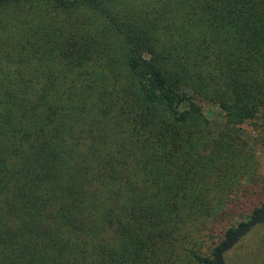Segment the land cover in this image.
Masks as SVG:
<instances>
[{
	"label": "trees",
	"instance_id": "obj_1",
	"mask_svg": "<svg viewBox=\"0 0 264 264\" xmlns=\"http://www.w3.org/2000/svg\"><path fill=\"white\" fill-rule=\"evenodd\" d=\"M263 113L264 0H0V264H217Z\"/></svg>",
	"mask_w": 264,
	"mask_h": 264
},
{
	"label": "rangeland",
	"instance_id": "obj_2",
	"mask_svg": "<svg viewBox=\"0 0 264 264\" xmlns=\"http://www.w3.org/2000/svg\"><path fill=\"white\" fill-rule=\"evenodd\" d=\"M203 111L215 127H223L225 119L221 109L207 101L201 102ZM244 135L252 141V147L261 159L262 167L258 172L255 185L248 189V193L228 205L216 220V244L226 239V232L231 227H239L247 222L255 211L264 207V113L253 121L242 125ZM225 259L234 264L264 263V223L254 228L242 238L232 249L225 253Z\"/></svg>",
	"mask_w": 264,
	"mask_h": 264
},
{
	"label": "water",
	"instance_id": "obj_3",
	"mask_svg": "<svg viewBox=\"0 0 264 264\" xmlns=\"http://www.w3.org/2000/svg\"><path fill=\"white\" fill-rule=\"evenodd\" d=\"M262 223H264V207L261 208L251 220L240 226L232 236L227 239L216 255L217 264H226L224 260L225 253L232 249L248 232Z\"/></svg>",
	"mask_w": 264,
	"mask_h": 264
}]
</instances>
